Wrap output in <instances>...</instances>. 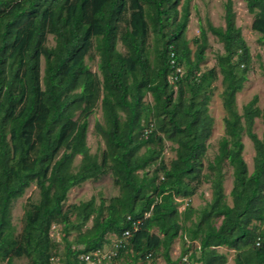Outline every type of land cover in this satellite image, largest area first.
<instances>
[{
    "label": "trees",
    "instance_id": "1",
    "mask_svg": "<svg viewBox=\"0 0 264 264\" xmlns=\"http://www.w3.org/2000/svg\"><path fill=\"white\" fill-rule=\"evenodd\" d=\"M244 1L254 16L251 28L264 43V0ZM179 3L0 0V262L25 257L27 264H53L58 252L50 229L61 224L63 264H83L80 254L102 248L107 234L122 237L125 231L117 251L123 264H151L158 256L176 263L169 249L178 236L197 242L179 264H225L220 248L234 251V264H264V107L257 106V95L241 113L235 103L247 80L249 47L226 0L224 26L208 24L223 47L218 70H201L206 29L200 26L192 51L185 37L189 0L180 9ZM48 34L54 46L45 44ZM118 39L125 53L117 49ZM93 44L101 76L85 62ZM171 57L183 67L174 83L168 80ZM218 72L225 135L203 172L213 125L208 103ZM147 94L152 102L144 100ZM98 103L103 123L95 129L105 142L100 157L86 143L87 118ZM256 117L263 124L260 138L253 131ZM243 132L255 150L251 172L242 155ZM165 140L176 145L169 164L156 161ZM225 161L232 168L231 204L223 189ZM106 172L118 195L64 208L70 188ZM203 182H209L211 197L195 208L191 196ZM31 184L38 199L25 204L16 234L11 203Z\"/></svg>",
    "mask_w": 264,
    "mask_h": 264
},
{
    "label": "rangeland",
    "instance_id": "2",
    "mask_svg": "<svg viewBox=\"0 0 264 264\" xmlns=\"http://www.w3.org/2000/svg\"><path fill=\"white\" fill-rule=\"evenodd\" d=\"M184 0H180L178 8H181ZM232 9L235 13L234 22L241 30V34L245 39L250 52V64L249 70L247 72V80L243 83L242 89L238 91L235 95V103L239 113L242 111V106L248 102L252 96L257 95L258 101L257 106L262 109L264 107V43L261 39L260 33L254 31L251 28V23L253 21V14L248 12L244 0H231ZM225 3L226 0H189V19L185 29V37L188 40V46L192 51L196 48V38L199 36L200 26L206 29L207 34V46L205 48V58L200 63L201 70H206L211 67H217L216 57L218 54L223 53L222 43L217 39V37L208 29V24L213 26H224V14H225ZM124 22H121V26H124ZM148 49L152 50L154 44V34L149 33L148 36ZM48 47L54 46L55 39L52 34L47 35V40L45 43ZM116 47L122 53L126 52V48L118 39ZM151 56L153 54L151 53ZM98 54L95 49V45H92L88 55L85 57V62L89 68L100 74L98 69ZM44 61L41 60V68L43 69ZM101 76V74H100ZM212 95L208 103V112L213 118L212 132L207 140V150L203 157L204 170L207 171V164L212 161L215 154L218 151L219 140L225 135V127L223 118L226 116V110L222 104L221 93L223 91L222 75L218 72L217 78L212 83ZM146 102H152V97L147 94L144 98ZM88 127L86 135V143L89 147V152L96 154L99 157L103 149L105 148V142L100 134L97 133L95 129V123H103V116L98 103L95 111L88 116ZM253 131L260 138L262 136L263 124L261 117H256L254 119ZM242 142L244 148L242 155L247 163L249 172L253 169V157H254V146L250 138L245 132L242 133ZM176 146L170 141L165 140L163 150L159 158L156 161L162 159L166 164L175 157V151L173 147ZM144 147L141 148L140 152L144 151ZM81 156L77 155L74 159L73 165L77 167L80 163ZM155 167V163L150 166V170ZM223 189L226 197V201L231 204V196L229 195L232 187V168L225 161L223 164ZM119 194V188L113 183V177L110 172H106L95 179H88L79 185H76L69 189L67 193V198L64 202V208H68L72 204H77L80 201L88 200L91 197L95 198L96 204L99 203L100 198L109 199L112 196ZM211 197V190L209 182H203L197 189V192L191 196L190 205L199 208ZM38 199V189L35 184H31L27 187L24 193L14 199L11 203V221L16 228V234L21 231L23 225V212L24 206L27 202H35ZM180 201L179 198L176 199ZM187 200V199H186ZM185 207V203H180L179 209L182 210ZM92 225V219H89L86 223V227ZM51 238L56 242V249L58 255L53 258V264H63L62 259L64 258V241L62 240V230L61 224H54L50 229ZM76 232L73 231L69 234L68 239L72 240L75 238ZM114 234H107L106 239L108 240L102 246L105 251L112 250L113 243L115 240ZM197 245L195 243H189L184 241L180 236L176 237L169 249L170 257L176 263L179 264L178 259L181 256L183 260L187 258ZM189 248V249H187ZM227 254V261L225 264H234L233 257L234 251L228 250L226 248H220ZM185 251V253H183ZM125 258L123 256H116L113 259L103 260L101 264H123ZM27 259L25 257L13 258L12 264H27ZM196 264H201L200 262H195ZM0 264H6L5 261L0 262ZM151 264H165V260L162 256H158L155 261Z\"/></svg>",
    "mask_w": 264,
    "mask_h": 264
},
{
    "label": "built area",
    "instance_id": "3",
    "mask_svg": "<svg viewBox=\"0 0 264 264\" xmlns=\"http://www.w3.org/2000/svg\"><path fill=\"white\" fill-rule=\"evenodd\" d=\"M170 55L173 56V53L171 52ZM170 64L172 67V71L168 75V80L170 83H174L183 74V67L179 64H176L173 57L170 58ZM180 201L182 200L180 199ZM128 235L129 231H125L122 237H117L115 235L116 238L114 240V248L112 250L105 251L102 248H99L91 252L82 253L79 255V260L83 262V264H101L103 260L113 259L117 256L118 248L123 244V238Z\"/></svg>",
    "mask_w": 264,
    "mask_h": 264
}]
</instances>
